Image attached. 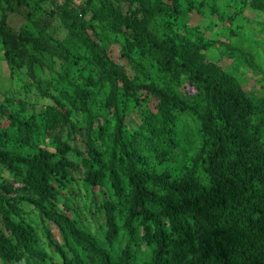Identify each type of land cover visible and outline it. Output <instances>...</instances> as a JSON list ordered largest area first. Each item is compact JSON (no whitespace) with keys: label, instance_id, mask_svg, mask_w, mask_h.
Instances as JSON below:
<instances>
[{"label":"trees","instance_id":"trees-1","mask_svg":"<svg viewBox=\"0 0 264 264\" xmlns=\"http://www.w3.org/2000/svg\"><path fill=\"white\" fill-rule=\"evenodd\" d=\"M50 2L68 28L61 43L68 60L79 63L85 47L96 73L86 85H73L74 100L54 97L39 112H27L20 100L0 106V264H264V95H250L234 74L210 60L207 40L178 31L171 20L184 14L181 0ZM250 4L264 11V0ZM0 10L34 20L53 15L46 0H0ZM86 15L127 31L116 33L121 56L139 48L163 75L142 86L156 102L129 137L120 112L146 96L123 66L100 53L105 48L95 42ZM1 33L19 65L35 76L39 59L29 48L40 51L50 43L31 31L10 33L4 25ZM173 85L184 89L189 102ZM92 102L105 113H96ZM76 110L85 116L83 178L101 188L106 224L100 235L81 228L61 201L76 167ZM190 120L198 126L195 159L188 152ZM199 161L206 182L195 173ZM4 170L12 180L1 178ZM24 202L59 229L63 242L50 241L59 258L42 248Z\"/></svg>","mask_w":264,"mask_h":264},{"label":"rangeland","instance_id":"rangeland-1","mask_svg":"<svg viewBox=\"0 0 264 264\" xmlns=\"http://www.w3.org/2000/svg\"><path fill=\"white\" fill-rule=\"evenodd\" d=\"M47 1V8L53 15H42L34 20L20 11L0 10V106L7 105L6 99L24 101L27 104V112L44 109L45 106L54 103L55 98L68 97L74 100L76 93L73 85H86L93 79L96 66L92 61V53L83 47L80 50L79 63L72 64L64 51L61 43L68 35L62 15H58L57 9ZM60 3L69 1L75 6H87L89 0H57ZM184 14L177 20H171L177 25L178 31L190 40L201 36L208 42L205 50L210 60L218 62L227 71L234 74L241 82L245 90L253 96L264 95V11L251 6L250 0H181ZM194 3L193 7H190ZM94 10L93 7L90 6ZM87 21L92 25V36L98 45L105 50H99L103 55H110L117 64L123 66L126 77L141 86L142 96H146L142 102L129 103L128 109L121 115L124 117L125 136L138 128L142 115L149 105L155 104L154 98L143 91L142 86L150 84L153 80H163V75L152 58L141 52L139 48L128 50L127 57L121 56L122 48L116 42V31L105 19H98L96 15H86ZM10 33L20 34L22 31H31L36 36L50 43L48 48L31 52L39 59L35 65V76L31 74L26 64L19 65V57L12 46L7 47L1 33L2 26ZM128 34V33H127ZM22 45V44H21ZM106 58H108L106 56ZM73 81V82H71ZM123 83L119 81V88L123 91ZM178 90L182 99L189 102V96L184 89L173 85ZM106 93L103 95L102 105L106 101ZM94 105V107H93ZM92 102L94 111L103 115V106ZM8 106V105H7ZM127 107L122 103L121 108ZM191 119V117H190ZM73 120L80 125V130L74 134L72 144L76 154H71L76 167L72 170L71 177L62 188L61 201L69 207L72 217L77 219L81 228L92 233L101 234V229L106 224L104 212L100 208V187H92L84 181L85 167L81 164V157L87 154L85 140V116L76 110ZM115 119L112 118L107 136L113 131ZM187 131L192 135L188 138L189 158H196V150L199 145L198 126L190 120ZM0 122H5L0 117ZM188 122V121H187ZM106 143V141H105ZM194 167V166H193ZM198 177L203 181L208 180L206 170L201 161L194 169ZM1 178L12 180L11 173L4 170ZM27 219L35 226L40 237L41 246L48 253L59 258L58 252L50 243H62L63 239L56 225L50 222L47 225L39 212L31 204L24 202Z\"/></svg>","mask_w":264,"mask_h":264}]
</instances>
